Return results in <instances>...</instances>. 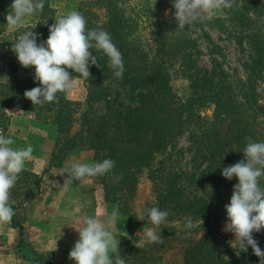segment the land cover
<instances>
[{
    "label": "trees",
    "instance_id": "1",
    "mask_svg": "<svg viewBox=\"0 0 264 264\" xmlns=\"http://www.w3.org/2000/svg\"><path fill=\"white\" fill-rule=\"evenodd\" d=\"M246 3L227 18L206 21L230 32L247 48L245 81L229 82L199 68L198 43L186 26L176 29L175 20L169 23L155 16L147 39L139 21L127 14L123 0H86L77 11L85 17L86 29H103L111 35L122 53V77L113 75L109 58L93 47L90 51L99 66L90 65V77L80 76L87 88L84 101L69 99L63 91L53 102L33 105L24 92L39 85L34 80V66L26 68L24 77L16 78L20 62L12 50L13 41L0 35V49L9 47L11 76V80L0 81V127L6 130L9 125L8 109H17L56 128L57 139L44 173L61 166L73 150L93 151L95 161H115L102 184L106 202L116 204L128 219L119 250L125 264H161L162 253L181 244L185 246L184 264H257L252 255L247 258V252L238 250L219 232L220 222L227 219L225 205L238 182L236 177H223L221 168L244 158L247 138L264 141V98L259 91L264 84V6L259 0ZM11 4L12 0H0V22ZM55 15L51 0H45L44 8L35 14V24L28 28L39 34L38 43L47 39ZM177 82L183 83L182 93ZM210 109L212 114L205 115ZM186 130L192 133L189 162L178 165L168 152L155 163ZM144 170L154 198L143 209L157 206L169 215L167 223L155 229L162 241L138 248L135 242L141 238L139 232L147 217L145 221L136 219L132 202ZM21 175L23 184L11 193L27 189L23 195L34 198L42 175L25 170ZM260 184L264 186V177ZM186 218L193 221L192 228L184 226ZM11 222L23 238L22 225L14 216Z\"/></svg>",
    "mask_w": 264,
    "mask_h": 264
},
{
    "label": "rangeland",
    "instance_id": "2",
    "mask_svg": "<svg viewBox=\"0 0 264 264\" xmlns=\"http://www.w3.org/2000/svg\"><path fill=\"white\" fill-rule=\"evenodd\" d=\"M83 1L86 0H52L56 11L55 18L71 11H77ZM246 1L232 0L231 7L215 9L210 16L186 25L189 35L197 41L201 50L198 67L213 71L220 78L229 82L246 80L249 62L247 48L239 44L230 32L207 25L206 21L211 17L227 18L230 13L243 9L247 4ZM123 2L127 14L135 21H139L143 35L147 39L150 38L151 21L157 18L155 16L169 23L175 20V9L172 7L171 0H123ZM258 4L264 6V0H259ZM148 7L152 8L150 16L145 14ZM9 11L10 9L1 19L0 35L10 38L15 43L24 31H30L28 28L35 24V14L27 17L19 30L10 31L5 19ZM201 21L204 23L202 24ZM53 23H55V19ZM7 48L9 47H5L4 50L0 49V81L11 80ZM26 68L19 64L16 78L24 77ZM69 72L72 74L73 83L72 87L66 91L67 97L72 100L84 101L87 88L83 79L73 70L69 69ZM175 86L182 93L183 83L177 82ZM259 91L264 98V84L259 85ZM7 114L9 115V125L6 130L0 127V134L12 137L14 139L13 147L32 146V157L26 161L23 170L42 175V183L34 198L27 199L28 195H23L27 189L11 193L18 185L23 184V175L20 176L22 179L18 176L15 185L10 189V197L16 201L14 218L23 227V238L20 236L19 228L13 226L11 220L7 223H0V264H40V262L42 264H75V261L69 257V252L79 239L77 229L83 227L84 218L91 215L106 222L107 216L113 208L119 211V221L117 228L111 230L121 242V239L127 234L128 219L123 216L116 204L105 200L102 178L106 173L76 181L67 189L55 187L52 183H59L62 187L70 164L95 161L93 151L73 150L61 166L44 173L50 164L57 139L56 128L47 124L43 118L36 117L24 110L8 109ZM211 114L212 109L205 112V115L210 116ZM191 135V130L184 131L168 145L167 151L157 156L155 163L170 152L178 165L185 166L191 157ZM18 180H22V182L19 183ZM153 198L152 184L148 179V172L144 170L139 174L137 192L132 202L134 211L143 209L146 203L153 201ZM227 219L220 222V235L229 240L238 250L247 252L249 254L247 258L252 255L254 263H264V258L256 256L251 246H247L245 249L233 242L234 234L224 230ZM252 235L264 250V229L260 232H253ZM184 248L185 246L181 244L164 251L161 264H184Z\"/></svg>",
    "mask_w": 264,
    "mask_h": 264
},
{
    "label": "clouds",
    "instance_id": "3",
    "mask_svg": "<svg viewBox=\"0 0 264 264\" xmlns=\"http://www.w3.org/2000/svg\"><path fill=\"white\" fill-rule=\"evenodd\" d=\"M175 9L176 29H183L193 21L202 20L221 7H231L232 0H171ZM45 0H12L10 11L5 19L7 27L19 30L25 19L44 8ZM167 14V10H166ZM39 34L33 30L24 31L11 45L18 61L23 67L34 66V80L39 85L26 90L24 96L33 105H43L56 100L58 92L67 91L72 87V74L69 69L83 78L90 77V65H97V57L90 51L95 47L109 58L110 67L115 77L123 75L122 53L114 44L111 35L103 30L86 29V19L82 13H70L55 18L49 25L46 40L37 42ZM248 142L243 149L244 158L238 162L223 166L221 175L228 180L236 177L238 182L233 185L230 202L225 205L227 220L224 230L234 234L233 242L242 248L251 246L253 253L264 258V250L253 237V232L264 229V186L260 179L264 177V141ZM11 136L0 134V223L9 222L15 214L10 199V189L15 185L18 174L24 169L26 161L31 159V145L13 147ZM115 166V161L105 158L90 163L74 162L70 164L68 175L63 186L52 182L55 187L67 189L76 181L87 177L104 175ZM169 212L157 206L138 209L136 219L147 223L143 226L140 239L135 245L140 248L145 243L162 241L161 234L155 229L167 223ZM119 211L113 208L106 222L96 216H86L83 227L77 229L79 239L69 252L75 264H125L119 255L120 239L111 230L117 228ZM151 224V227L148 226ZM186 228L194 226L191 218H186ZM114 254V256H113Z\"/></svg>",
    "mask_w": 264,
    "mask_h": 264
},
{
    "label": "crops",
    "instance_id": "4",
    "mask_svg": "<svg viewBox=\"0 0 264 264\" xmlns=\"http://www.w3.org/2000/svg\"><path fill=\"white\" fill-rule=\"evenodd\" d=\"M51 5H52V0H51ZM52 7H53V5H52ZM54 8V7H53ZM119 250H120V245H119ZM114 255V254H113Z\"/></svg>",
    "mask_w": 264,
    "mask_h": 264
}]
</instances>
